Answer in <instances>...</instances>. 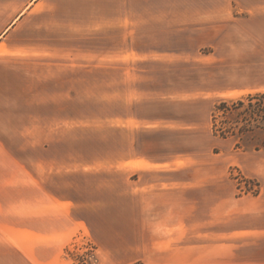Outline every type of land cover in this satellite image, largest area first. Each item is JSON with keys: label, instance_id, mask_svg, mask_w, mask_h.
Segmentation results:
<instances>
[{"label": "crops", "instance_id": "1", "mask_svg": "<svg viewBox=\"0 0 264 264\" xmlns=\"http://www.w3.org/2000/svg\"><path fill=\"white\" fill-rule=\"evenodd\" d=\"M129 1L138 17L134 26L154 29L159 27V15H170L163 26L177 28L173 23L177 3ZM185 3L186 16L201 21H190L186 29L200 33L201 46H213L222 36L210 35L209 28L218 29L224 3ZM37 5L32 0L17 9L15 4L0 3V264H71L66 246L84 232L99 245L96 264L138 260L143 264H264V149L226 154L232 148L230 138L213 136L207 119L132 120L142 123L144 131L165 124L178 125L186 133L204 132L207 151L220 148L208 161L172 165L175 160L151 153L144 143L143 148L137 146L141 164L136 179L123 180L115 195L112 181L100 191L95 183L84 181L82 189V166L65 165L61 150L54 146L64 136L65 119H49L48 114L52 102L57 106L59 91L64 92L63 52H46L38 42L19 41L16 36L23 23L30 27L28 19ZM210 13L216 18L213 26L208 23ZM189 42L185 54L151 49L138 51V58L201 61L199 41ZM174 44L170 42L168 48ZM248 52L253 54L249 67L263 68L260 82L253 74L257 86L252 90L264 91V65H258L255 49ZM217 78L223 83L222 75ZM233 82L215 91L243 90L237 71ZM50 91L56 93L51 99ZM23 107L28 108L29 119H17L18 108ZM33 108L39 113H33ZM121 120L129 125L130 119ZM232 166L256 180L258 190H242L230 174Z\"/></svg>", "mask_w": 264, "mask_h": 264}, {"label": "rangeland", "instance_id": "2", "mask_svg": "<svg viewBox=\"0 0 264 264\" xmlns=\"http://www.w3.org/2000/svg\"><path fill=\"white\" fill-rule=\"evenodd\" d=\"M30 1L0 0V3L15 4L19 9ZM171 1L177 3L175 15H178L173 22L177 28L163 26L166 24L163 20L170 15H159L156 18L159 27L153 29L134 26L138 17L129 0H33L38 5L28 19L30 27L26 28L23 23L16 34L19 41L38 42L46 52L59 55L63 52L64 92L59 91L57 106L56 101L52 102L48 114L49 119H65L64 136L62 139L59 136L54 146L62 151L65 165L82 166L83 190L84 181L90 180L91 186L96 184L98 191L104 188L105 182L112 181L115 195L116 187L123 180H135L141 164L137 147L140 144L147 143L151 153L172 158L175 160L172 165L208 161L212 152L220 151V148L207 151L204 132L200 137L199 132L186 133L178 125L165 124L157 125L155 131H144L142 123L132 119H207L213 136L230 138L232 148L223 153L264 149V97L252 98L255 105L246 107L249 95L264 92L252 90L257 86L253 74L257 73L260 82L263 68L249 67V57L253 54H248L255 49L258 65H264V0H207L210 5L222 2L225 8L220 14L218 29L209 28L210 35L219 32L222 36L213 46H201L200 33L186 29L190 21L194 24L201 21L186 16L185 0ZM123 4L127 6L122 12ZM212 15L208 17L210 26L216 23ZM193 39L199 41L197 52L201 61L138 58V51L151 49L185 54L190 51L189 41ZM170 42L175 44L169 49ZM234 71L239 74L243 90L215 91L223 85L234 84ZM217 74L222 75L223 83ZM60 83L59 77V87ZM53 94L56 93L50 91V99ZM240 98L244 99L243 118L234 112L219 111L216 112L220 114L217 120L225 117L223 126L229 131L241 125L248 129L249 123L256 121L262 128L246 130L240 136L228 133L221 136L223 131L213 129L214 107L220 100ZM32 111L39 113L40 109ZM17 119H29L28 108H18ZM121 119H130L129 125ZM231 173L234 178L238 173L244 179L238 181L242 190L253 191L255 186V191L258 190V182L244 177L236 166L230 167ZM102 197L103 194L100 199ZM98 246L84 232L72 240L65 251L71 264H96L100 253ZM127 264L143 263L138 260Z\"/></svg>", "mask_w": 264, "mask_h": 264}, {"label": "trees", "instance_id": "3", "mask_svg": "<svg viewBox=\"0 0 264 264\" xmlns=\"http://www.w3.org/2000/svg\"><path fill=\"white\" fill-rule=\"evenodd\" d=\"M264 97V92L260 93V92H256L252 95H249L246 99H250L248 101V104L246 105L247 108L252 107L253 105H255V103L251 102L252 98H259V97ZM260 102V101H259ZM264 104V103H263ZM258 106H260V104H258ZM264 106V105H263ZM259 109V108H258ZM244 110V99L240 98V99H235V100H220L216 103L214 110H213V129L214 131H223V133H221V136H226V133L230 134V135H238L240 136L242 133H244L246 130L247 131H254V130H259L262 128L261 123L258 121L252 123H249V128L246 129L244 125H241L239 127L234 128L232 131L229 130H225V127L223 126V123H225L222 119L224 118H218L219 120H217V117L220 114H216V112L221 111L222 113H228V112H234V115H237V117L243 118L244 114L243 111ZM249 110V109H248ZM250 112V110H249ZM250 118H251V114H250ZM260 118H263L262 115L260 116ZM247 119V118H244ZM256 118H253V120L255 121ZM263 120V119H262ZM219 121V122H218Z\"/></svg>", "mask_w": 264, "mask_h": 264}, {"label": "built area", "instance_id": "4", "mask_svg": "<svg viewBox=\"0 0 264 264\" xmlns=\"http://www.w3.org/2000/svg\"><path fill=\"white\" fill-rule=\"evenodd\" d=\"M236 180L237 181H243L244 179L237 173L236 176H235ZM253 191L256 190V186L252 188Z\"/></svg>", "mask_w": 264, "mask_h": 264}]
</instances>
